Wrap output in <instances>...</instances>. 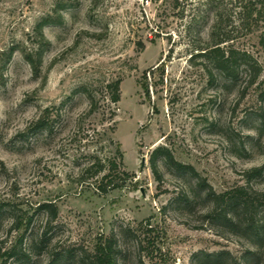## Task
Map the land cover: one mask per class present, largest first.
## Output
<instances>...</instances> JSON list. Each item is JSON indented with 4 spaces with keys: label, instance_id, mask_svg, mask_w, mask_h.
<instances>
[{
    "label": "rangeland",
    "instance_id": "rangeland-1",
    "mask_svg": "<svg viewBox=\"0 0 264 264\" xmlns=\"http://www.w3.org/2000/svg\"><path fill=\"white\" fill-rule=\"evenodd\" d=\"M60 1L68 0H0L2 247L16 238V209L57 207L53 220L47 210L35 213L24 242L29 259L13 264H84L108 235L117 241V264H264V235L257 240L207 218L213 202L199 186L204 178L216 193L264 191L260 31L237 27L230 41L262 65L249 84L244 66L234 77L215 69L211 77L207 61L194 56L210 40L209 0H76L58 8ZM46 16L54 22L42 27L46 44L35 72L26 55L40 47ZM46 109L52 130H31ZM158 146L197 176L159 157L157 179L150 156ZM95 157L115 159L135 177L101 193L100 175L87 171ZM261 166L260 176L248 178ZM220 251L228 254L214 258ZM55 252L64 258L52 263Z\"/></svg>",
    "mask_w": 264,
    "mask_h": 264
},
{
    "label": "trees",
    "instance_id": "trees-1",
    "mask_svg": "<svg viewBox=\"0 0 264 264\" xmlns=\"http://www.w3.org/2000/svg\"><path fill=\"white\" fill-rule=\"evenodd\" d=\"M76 0L60 1L58 8H64L74 4ZM227 1V2H226ZM226 2V3H225ZM212 10L214 11V19L211 24L210 40L201 48L200 52L195 53V57H200L208 64H204L207 73L213 77V70H219L227 77H234L236 70L244 66L250 77L249 84H254L262 72V65L258 60L247 50L237 49L230 41L234 39L233 30L237 27L245 29L247 32L260 31L259 43L264 52V0H209ZM223 4V5H222ZM211 10V9H210ZM54 22L53 17L46 16L38 24V35L40 36V47L33 54L26 55L30 61L33 70L38 71L43 54L44 36L42 27L46 24ZM237 23V25L235 24ZM229 43V44H228ZM225 44H228L225 46ZM42 45V46H41ZM147 72L143 73V79H146ZM120 80H116L110 84L111 100L117 102L120 98L119 92ZM146 93H148L147 84L142 85ZM264 94V88L262 92ZM93 102V101H92ZM96 109V104L92 103L89 111L93 112ZM48 109L45 110V113ZM42 114L29 127L31 130H52L54 120H50V113ZM159 157H164L166 162L173 166L179 172H189L197 176V172L192 165L184 164L176 161L171 151L164 146L155 148L150 156V166L154 176L158 179L157 160ZM88 170H92L93 176L100 175L97 179L95 187L101 193L121 187L122 182H117V179H125L128 176L135 177L134 174H129L125 171H119L115 159H102L95 157V160L90 165ZM263 167H254L247 171L248 178L260 176ZM119 174L122 176H119ZM199 186L202 190H206V195L213 202V207L206 217L215 220L221 224H226L234 232L239 230L245 231L257 240H262L264 235V221L259 218L260 207L264 206V191L250 192L244 186L216 193L204 178H200ZM5 203H0V217L5 210ZM39 210H47L51 219L57 216V207L52 202H45L37 206V208L29 213L23 209H16L11 221V228L17 232L16 238L7 247H2L0 243V264H13L14 260H28L29 256L24 248V242L27 233L32 224L34 215ZM46 231L41 236L40 244L45 243ZM117 241L115 236L108 235L99 237L96 241L94 250L87 252L82 258L84 264H117ZM228 254L225 251H220L213 254L214 258H221ZM64 256L61 252H55L51 260H62ZM12 260V261H11ZM235 263L240 264L234 260Z\"/></svg>",
    "mask_w": 264,
    "mask_h": 264
},
{
    "label": "water",
    "instance_id": "water-1",
    "mask_svg": "<svg viewBox=\"0 0 264 264\" xmlns=\"http://www.w3.org/2000/svg\"><path fill=\"white\" fill-rule=\"evenodd\" d=\"M144 163H145V158L143 157L142 158V164H141L142 167H143Z\"/></svg>",
    "mask_w": 264,
    "mask_h": 264
},
{
    "label": "built area",
    "instance_id": "built-area-1",
    "mask_svg": "<svg viewBox=\"0 0 264 264\" xmlns=\"http://www.w3.org/2000/svg\"><path fill=\"white\" fill-rule=\"evenodd\" d=\"M146 2H148V1L146 0Z\"/></svg>",
    "mask_w": 264,
    "mask_h": 264
}]
</instances>
